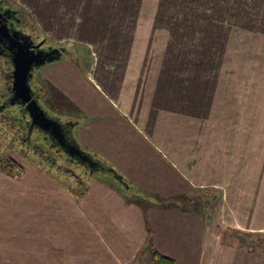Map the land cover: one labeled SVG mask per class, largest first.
Instances as JSON below:
<instances>
[{"label": "rangeland", "instance_id": "rangeland-1", "mask_svg": "<svg viewBox=\"0 0 264 264\" xmlns=\"http://www.w3.org/2000/svg\"><path fill=\"white\" fill-rule=\"evenodd\" d=\"M2 2L19 11L34 39L64 48V56L75 60L88 58L83 68L92 82L120 102L127 104L135 91L144 104L169 114L165 123L177 135L168 136L180 140L185 169L197 177L200 200L213 210L211 220L221 232L232 226L252 231L240 224L246 221L240 214L248 223L261 219L257 225L264 229V0ZM43 68L32 85L55 117L50 106H60L53 100L48 105ZM13 70V63L0 59V108L11 99ZM11 103L0 110V171L10 157L23 170H14L20 177L0 173V264H64L63 257L72 254L67 251L81 250L74 244L78 234L63 238V218L86 213L67 206L63 186L78 196L89 176L32 130L26 113ZM49 168L60 179L72 171L77 177L62 186Z\"/></svg>", "mask_w": 264, "mask_h": 264}, {"label": "crops", "instance_id": "crops-1", "mask_svg": "<svg viewBox=\"0 0 264 264\" xmlns=\"http://www.w3.org/2000/svg\"><path fill=\"white\" fill-rule=\"evenodd\" d=\"M89 62L85 56L76 60L63 56L39 72L50 98L48 105L53 100L60 106H50L56 110L55 117L40 103L41 107L59 123L71 124V142L60 151L89 176L87 183L80 184L85 193L79 197L62 185L75 181L74 171L60 179L54 169H48L54 183L64 187L67 206H80L86 213L82 219L74 216L77 213L63 218L67 227L63 238L70 240V233L75 232L74 244L81 250L67 251L72 257H63L64 264H153L154 251L177 264H264L263 241L258 236L264 229L257 225L262 220L248 223L247 216L240 214L246 220L240 224L259 230L256 235L237 226L221 232L215 219L211 220L213 210L206 211L200 200L197 177L185 169L180 140L168 136L177 135L165 123L170 121L169 114H160V107L150 101L144 104L135 91L123 104L92 82L93 75L83 68ZM136 105L141 112L136 111ZM91 158L118 171L132 187L130 192L108 174L112 172L91 165ZM133 190L171 202L155 204ZM248 235L255 240L249 241Z\"/></svg>", "mask_w": 264, "mask_h": 264}, {"label": "water", "instance_id": "water-1", "mask_svg": "<svg viewBox=\"0 0 264 264\" xmlns=\"http://www.w3.org/2000/svg\"><path fill=\"white\" fill-rule=\"evenodd\" d=\"M8 28L6 25H2L0 22V37L7 36ZM20 43L22 46H18L20 48H25L26 45ZM13 80H12V94L13 99L11 100V104H16L17 101L19 105L24 107L22 110L28 116L29 127L37 128L40 132L44 134L50 135L54 134L56 137L61 138L63 136L60 125H64L58 122L56 118L50 117L48 113L41 107L39 102V96L36 97L34 92L30 86V78H31V70L35 66L42 67L47 63L59 60L61 57L51 58L45 62L37 61L40 57L35 54H30L29 52H23V50H18L14 53L13 56ZM35 66V67H36ZM5 108L3 105L1 109ZM60 146V145H59ZM72 149L73 148H70ZM93 165V164H91Z\"/></svg>", "mask_w": 264, "mask_h": 264}, {"label": "flooded vegetation", "instance_id": "flooded-vegetation-1", "mask_svg": "<svg viewBox=\"0 0 264 264\" xmlns=\"http://www.w3.org/2000/svg\"><path fill=\"white\" fill-rule=\"evenodd\" d=\"M19 11L12 9L10 7H5L4 2L0 3V22L2 25H6L8 28V33L7 36H2L0 37V59L6 58L8 63H13V56L14 53L17 52L19 49L23 50V52H29L31 55L35 54L40 56L37 61L42 62L43 60L47 62V60L51 58H57V57H63L65 54V49L60 48L57 49L56 47H52L50 45L45 46L44 41H38L34 39L29 33L24 31L22 25H21V18L19 17ZM17 42H21L22 44L26 45L25 48H20L18 46H22L20 43L18 44ZM36 66V64H34ZM33 67L31 70V78H30V83L32 84V81L40 70L41 67ZM12 73L10 76L12 77L11 79L13 80ZM8 92L10 93L11 99H9V102L13 99V94H12V83L10 86H8ZM36 97L39 95L34 93ZM40 98V96H39ZM8 100L6 101L7 104ZM16 104L18 103L17 101L15 102ZM9 104V103H8ZM19 105V104H17ZM21 110H24V107L21 106ZM64 124V123H61ZM35 128H33L34 130ZM60 130L63 134L61 138L56 137L54 134H50L51 138L53 141L58 143L62 147H66L70 142V131H71V124L65 123V125H60ZM68 140V142H67Z\"/></svg>", "mask_w": 264, "mask_h": 264}, {"label": "trees", "instance_id": "trees-1", "mask_svg": "<svg viewBox=\"0 0 264 264\" xmlns=\"http://www.w3.org/2000/svg\"><path fill=\"white\" fill-rule=\"evenodd\" d=\"M2 2V0H0V3ZM8 79H9V83H8V86H10L11 85V83H12V79H10V74L8 75ZM12 78V77H11ZM7 101V100H6ZM7 103H9V100H8V102ZM15 105H17V104H15ZM7 106V104H6V102H5V107ZM20 106V105H19ZM21 108V107H20ZM38 132H40L37 128H35ZM33 130V129H32ZM40 133H42L43 135H45L49 140H50V142L56 147V148H58V150H62V148H61V146H59V144L58 143H56L55 141H53L52 140V138H51V136L50 135H48V134H44L43 132H40ZM24 146L25 147H29L30 146V144H29V140H25V142H24ZM35 151H36V148H35ZM90 160V164H95L96 166H97V168H99V169H105V170H108V171H110V172H112V173H108L109 175H111L114 179H116L117 180V182L119 183V185L120 186H123V188L125 189V190H127V191H129L130 192V190H131V188L132 187H130V185L126 182V180L124 179V177L121 175V174H119V172L118 171H116L115 169H113L112 167H110L108 164H106L105 162H103V161H101V160H98V161H96V160H93L92 158L91 159H89ZM1 164V163H0ZM18 170V171H21V170H23V168L18 164V162H16V160L15 159H13V158H7L6 159V161H5V167H4V169H1V171L2 172H5V173H7V174H9L10 176H15V177H20L21 175H20V173H14L15 171L14 170ZM80 184H82V183H80ZM79 194H78V196L79 197H82L83 195H84V188L82 187L81 189H79ZM133 192L135 193V191L133 190ZM136 195H139V196H142L143 198H145V199H147V200H151V202H153V203H155V204H162V205H167V204H169L171 201H168V200H166V201H161V200H159V199H155V198H151V197H149V196H147V195H145V194H143V193H141V192H137L136 191V193H135ZM152 263L153 264H177L176 262H175V260H173L172 258H170V257H167V256H165V255H162V254H160V253H158V252H156V251H154L153 253H152Z\"/></svg>", "mask_w": 264, "mask_h": 264}]
</instances>
